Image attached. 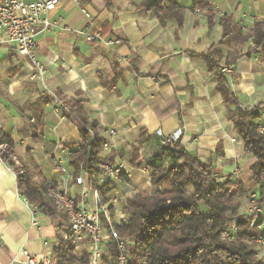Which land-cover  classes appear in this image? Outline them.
<instances>
[{
	"label": "crops",
	"instance_id": "crops-1",
	"mask_svg": "<svg viewBox=\"0 0 264 264\" xmlns=\"http://www.w3.org/2000/svg\"><path fill=\"white\" fill-rule=\"evenodd\" d=\"M139 2L59 0L47 15L50 28L36 36L35 57L44 71L40 77L28 60L0 43V130L13 140L18 162L25 167L34 164L45 182H59L54 159L72 175L68 159L79 133L67 119L64 104L82 102L84 113L98 123V134L108 144L102 156L125 152L114 162H124L129 178L107 181L105 206L116 224L125 200L152 192L148 171L130 166L131 145L142 134L168 136L180 130L179 146L210 162L221 179L250 183L254 159L243 153L214 75L189 53L211 52L221 66H234L232 90L243 108L264 102V49L248 52L250 39L240 42L219 23L220 15L226 14L240 36L247 34L264 21V0H212L211 22L204 9L197 13L190 10L189 0H178L186 9L181 28L161 22L140 9ZM87 32H98L102 38L90 42ZM100 80L108 83L107 88ZM259 124H264V112ZM154 150L151 140L139 151L140 157ZM235 168L241 170L239 177L232 174ZM97 181L98 186L106 183H99V176ZM77 189L70 181V193ZM32 207L19 194L16 175L0 159V264H26L24 250L38 262L54 252L58 244L54 225L59 219L33 212ZM84 253L75 249L79 257ZM55 257L50 264H57Z\"/></svg>",
	"mask_w": 264,
	"mask_h": 264
},
{
	"label": "trees",
	"instance_id": "trees-1",
	"mask_svg": "<svg viewBox=\"0 0 264 264\" xmlns=\"http://www.w3.org/2000/svg\"><path fill=\"white\" fill-rule=\"evenodd\" d=\"M189 1L190 10L204 9L211 22L213 15L209 10V0ZM138 7L152 12L161 22H174L177 28L184 23L186 9L179 5L178 0H140ZM219 23L224 31H231L233 38L237 35L240 42L250 39L252 48L248 52L264 49V21L255 23L243 36L231 20L222 17ZM189 55L200 59L208 72L214 75L216 91L227 108L228 120L235 134L242 142L243 153L254 159L249 166L250 187L258 186L261 215L252 225L251 219L239 214L245 193L241 182L229 178L217 180L214 178L216 169L210 162H202L178 142L168 148L156 136L142 134L131 145L130 166L150 173L149 183L153 192H138L125 200L122 205L125 218L119 224L114 223L112 229L125 243L129 264H140L142 257H145V264H264L255 258L257 250L254 244L260 234L264 240V133L258 130L264 102L243 108L232 90L230 76L220 72L221 65L211 52ZM135 65L136 62L133 63ZM107 84L100 80L103 88H107ZM64 109L67 119L79 133V143L68 159L69 168L74 177L80 171L87 175L90 185L97 190L100 204L105 205L110 184L106 182L98 186L99 165L113 166L115 159L124 157L125 152H110L103 157L105 140L98 134V123L84 113L83 103L66 102ZM151 140L155 150L141 158L139 151ZM13 149V140L0 130V159L16 175L19 194L39 212L59 219V223L54 225L59 245L56 263L88 264L86 253L81 257L75 254L68 239L66 215L47 199V184L37 167L32 163L30 167L21 165ZM119 177L124 179L125 176ZM100 220L106 230V239L99 263L115 264L117 244L102 214ZM257 226L262 227L261 232L257 231ZM223 231L230 233V240L220 238Z\"/></svg>",
	"mask_w": 264,
	"mask_h": 264
},
{
	"label": "built area",
	"instance_id": "built-area-1",
	"mask_svg": "<svg viewBox=\"0 0 264 264\" xmlns=\"http://www.w3.org/2000/svg\"><path fill=\"white\" fill-rule=\"evenodd\" d=\"M58 2L59 0H34L30 3H26L23 0H0V43L13 48L19 58L28 60L33 68H36L38 77L43 75L44 71L35 57L36 36L39 33L48 31L50 28L47 15L55 9ZM209 3H212V0H209ZM81 11L84 17L89 20V13L83 8ZM196 12L200 13L201 10L196 9ZM225 16L227 15L221 14L220 18ZM87 27L86 29H88ZM101 38L102 36L98 32L86 33V39L90 42L98 41ZM220 72L228 76L232 75L234 66H221ZM35 77L34 74L31 76V78ZM31 122L33 121L31 120ZM258 130L263 134L264 124H259ZM107 133L110 136L113 135L112 131ZM155 136L161 139L163 146L172 148L178 142L181 131L177 130L168 136L156 133ZM107 148L108 144L105 142L103 150ZM54 164L61 176L58 183L46 182V197L66 215L68 239L71 245L74 249L82 248L85 251L88 256V264H98L103 255L102 245L106 239V230L100 220V215L102 214L112 238L117 244L118 255L115 264H129L125 243L112 229V225L116 224V222H113L108 207L100 204L97 190L90 185L87 175L80 171L76 177L73 175L68 176L61 160L54 159ZM99 168L101 170L99 183L107 182L111 179L118 180L122 174L129 178L126 165L122 160H117L113 166L102 163ZM147 174L150 176L148 172ZM214 178H217L216 174H214ZM70 181L78 188L73 194L69 191ZM250 196L255 199L256 194L249 192L248 197L250 198ZM32 211L35 212L36 208L32 207ZM249 213V216L257 218L260 214V208L252 207L249 209ZM124 217V214H120L117 224ZM253 222L255 223V220ZM257 228L261 231V226H257ZM220 238L222 240H230L231 236L228 231H223L220 234ZM257 240L259 244L264 246V240L261 236ZM44 245L47 244L44 243ZM53 251V253L49 252L48 255H45L43 262H38L35 256L25 250L22 251V254L26 259V264H50L51 257L59 255L58 244H56ZM140 264H145V257H142Z\"/></svg>",
	"mask_w": 264,
	"mask_h": 264
},
{
	"label": "rangeland",
	"instance_id": "rangeland-1",
	"mask_svg": "<svg viewBox=\"0 0 264 264\" xmlns=\"http://www.w3.org/2000/svg\"><path fill=\"white\" fill-rule=\"evenodd\" d=\"M229 76H231V75H229ZM179 141H180V138H179V140H178V143H179ZM240 172H241V170L240 169H238V168H235L234 169V171L232 172V174H233V176H235V177H239V175H240ZM249 174H250V172H249ZM217 175V174H216ZM250 176H251V174H250ZM219 176L217 175V180H219ZM250 184H251V179H250V183H248V185L247 186H244L245 187V193H244V196L242 197V199H241V206H240V208H239V214L240 215H243L244 217L246 216V217H248L249 219H251L252 220V225L254 224V220H256V219H258L259 218V216L261 215V207H260V205L258 204V186H255V187H250ZM149 185H150V183H149ZM150 188H151V186H150ZM152 189V188H151ZM152 192H153V189H152ZM152 192H150L149 191V193H147V194H150V193H152ZM249 192H254L255 194H256V197H255V199L254 198H252L251 196H250V198L248 197V194H249ZM146 193V192H145ZM136 194V193H135ZM134 194V195H135ZM133 195V196H134ZM132 196V197H133ZM131 198V197H130ZM252 207H259L260 208V214H259V216L257 217V218H255V217H253V216H249L250 215V213H249V209L250 208H252ZM125 218V217H124ZM231 224V223H230ZM233 229V228H232ZM261 229H262V227H261ZM257 231L258 232H261L260 231V229H258L257 228ZM260 236H261V234H260ZM258 239V238H257ZM255 240L256 242L254 243L255 244V248H256V254H255V258L256 259H259V260H261L263 263H264V246L263 245H261V244H259V242H258V240ZM78 256H79V254H78Z\"/></svg>",
	"mask_w": 264,
	"mask_h": 264
}]
</instances>
